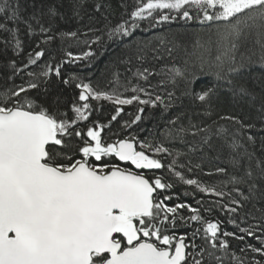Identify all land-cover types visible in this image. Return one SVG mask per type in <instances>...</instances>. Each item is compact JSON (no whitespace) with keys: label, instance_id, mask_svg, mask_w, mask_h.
Segmentation results:
<instances>
[{"label":"trees","instance_id":"obj_1","mask_svg":"<svg viewBox=\"0 0 264 264\" xmlns=\"http://www.w3.org/2000/svg\"><path fill=\"white\" fill-rule=\"evenodd\" d=\"M97 4L102 7L97 9ZM12 5L18 6L21 19L8 21L0 14V23H5L9 29H18L16 36L22 45L18 51L12 33L0 29V97L10 95L9 90L21 86L27 88L28 83L33 82L37 87L21 93V100L27 97L49 111L72 118V105L83 103L79 101L80 89L76 87L81 82L123 97L139 95L148 100L159 95L163 103L157 102L155 106L138 102L120 106L122 112L110 124L117 105L90 98L89 119L78 122L75 128L86 133L93 122H99L105 125L102 131L105 143L135 136L139 142L153 148L159 145L167 148L168 152L159 154L147 148L145 151L165 165L149 172L152 178L162 176L174 185L161 194V198L172 197L166 201L169 206L188 203L200 207L201 215L206 219L221 222L222 231L240 235L243 233L238 232L239 227H249L264 220V26L257 23L255 27L245 29L236 42L231 41L235 48L225 54L227 50L220 48L218 32L213 27L215 22L181 19L175 12L170 13L177 16L175 20L155 26L150 19L139 21V27L131 30L129 35L110 37V31L118 24L131 23L130 12L135 0H12ZM49 8H55L57 14L54 17L50 18ZM24 21L32 25L31 33ZM41 26L50 30L41 32ZM71 32L77 35H65ZM48 36L53 39L47 40ZM96 37L100 38L98 42ZM40 50L44 55L35 64H28L29 57L36 59L34 53ZM87 51L93 55L81 60L66 55L67 52L81 55ZM220 52L224 59L220 57L222 60L218 63L216 58L221 56ZM57 65L60 66L59 76L55 74ZM49 67L53 71L44 77L42 73ZM145 68L150 73L147 80L136 75ZM173 68H179L184 75L173 79L169 72ZM65 80L69 83L65 84ZM133 88H144L145 92H133ZM208 88L213 89L209 100L199 101L196 94ZM241 88L245 92L242 93ZM140 108H143L139 113L141 119L126 127L125 122L131 123ZM226 115L236 116L253 127L237 132L238 124L220 119ZM192 125L208 127L210 131L193 136ZM221 125L228 130L226 136L215 135ZM205 136L207 143L202 139ZM248 136L253 140L249 141ZM65 142L66 147L56 146V151L62 153L59 161L69 163L80 159L81 139L72 135L65 137ZM233 143L237 145L235 148ZM137 147L139 150V144ZM173 160L176 161L175 170L186 178L197 179L225 195L202 193L194 185L184 184L167 167ZM98 163L116 164L117 160L107 156L97 163L91 162L93 165ZM217 168L225 171L217 172ZM236 188L243 196L234 191ZM233 199L240 200V206L231 205ZM222 204L238 207L237 213H228ZM180 216L187 218L190 213L187 209L179 210L175 232L191 239L193 232L202 226L198 222L179 220ZM259 234L264 235V231ZM227 239L229 252L235 251L249 260L253 256L256 260L261 259L259 254L239 251L249 243L259 247V241L247 236L244 241ZM195 242L203 245L202 233Z\"/></svg>","mask_w":264,"mask_h":264},{"label":"snow or ice","instance_id":"obj_2","mask_svg":"<svg viewBox=\"0 0 264 264\" xmlns=\"http://www.w3.org/2000/svg\"><path fill=\"white\" fill-rule=\"evenodd\" d=\"M101 7V4L96 5L97 9ZM173 12L186 20L223 22L226 27L219 29L218 34L228 42L225 54L235 48L231 41L245 29H251L257 23L264 26V0H135L130 12L131 23L121 22L109 35L127 36L139 27V21L150 19L155 26L175 20L177 16L170 14ZM0 14L8 21L21 19L19 8L12 5V0H0ZM48 14L50 18L54 17L57 14L55 8H49ZM24 23L31 33L32 25L27 21ZM0 29L12 33L15 48L19 51L22 42L16 36L18 29H9L5 23H0ZM49 30L40 27L41 32ZM65 35L75 37L77 33ZM52 39V36L47 37L49 41ZM99 39L96 37V42ZM43 55V50L35 51L36 59L30 56L28 64H35ZM66 55L81 60L93 53L87 51L74 56L67 52ZM52 71L49 67L42 75L48 77ZM169 72L173 79L184 75L179 68ZM55 74L60 75L59 65L55 67ZM149 74V69L145 68L136 75L147 80ZM36 87V83L29 82L27 88L21 86L17 90H9L10 95L0 97V264H264V235L259 234L264 231V220L249 227H239L238 232L243 235L222 231L221 222L206 219L201 215L200 207L188 203L169 206L166 201L172 197L161 198V194L174 185L166 182L164 177L149 178L117 164L90 163V157L101 161L102 157L115 156L119 161L130 162L136 169L165 167L160 159L145 151L147 148L155 154L168 152L163 145L153 148L139 142L135 136L105 143L102 139L105 125L99 122H93L86 133L75 128L78 122L89 119L90 98L104 99L117 105L110 124L122 112L120 106L133 102L155 106L157 102L163 103L161 96L148 100L141 99L139 95L123 97L81 82L76 87L80 89L79 101L83 103L72 105L74 116L69 118L58 111H49L27 97L20 99L21 93ZM132 91L144 93L145 89L133 88ZM240 91L243 93L245 89ZM212 93L213 89L208 88L197 93L196 98L207 102ZM171 95L169 93V97ZM142 112L143 108H140L131 123L126 121L125 126L131 127L139 121V113ZM220 119L238 124L237 132L253 127L232 115ZM209 131L208 127L191 126L193 136ZM227 133V128L221 125L215 135L226 136ZM72 135L82 141L83 146L78 148L82 156L74 162L62 163L58 159L62 153L56 151V146L66 147L65 137ZM202 139L204 143L208 142L207 136ZM248 140L252 141L253 137L248 136ZM236 146L232 144L233 148ZM175 163L173 160L167 167L184 184L194 185L202 193L225 195L197 179L186 178L175 170ZM216 171L222 173L225 170L217 168ZM248 174L251 175L250 172ZM234 191L243 196L239 188ZM240 204V200L231 201V205ZM231 205L222 204L221 207L230 214L237 213L238 207ZM181 209H187L190 216H180L179 220L198 222L202 226L193 232L191 239L186 234L178 236L175 232ZM232 223L236 221L233 219ZM201 233L204 243L198 245L195 239ZM245 236L259 241L260 246L249 243L239 251L242 254L249 251L259 254L260 260L254 256L249 260L235 251L229 252L227 238L244 241Z\"/></svg>","mask_w":264,"mask_h":264},{"label":"rangeland","instance_id":"obj_3","mask_svg":"<svg viewBox=\"0 0 264 264\" xmlns=\"http://www.w3.org/2000/svg\"><path fill=\"white\" fill-rule=\"evenodd\" d=\"M214 27V29L218 32V30L219 29H223L224 27H226V25L223 23V22H215V25L213 26ZM240 37V36H239ZM239 37L238 38H235V39H233L232 40V42H234V40H235V42H236V40H238L239 39ZM218 38H219V42H221V44H219L220 45V48H222L223 50H227V47L226 46H228V42L227 41H225V40H223V39H221V35L220 34H218ZM219 55H221V52L219 53ZM225 55V54H224ZM218 57H219V59H218ZM222 59H224L223 57L224 56H217V58H216V61L218 62V63H221V58ZM109 165H113V164H109ZM122 168H124V167H122Z\"/></svg>","mask_w":264,"mask_h":264},{"label":"water","instance_id":"obj_4","mask_svg":"<svg viewBox=\"0 0 264 264\" xmlns=\"http://www.w3.org/2000/svg\"><path fill=\"white\" fill-rule=\"evenodd\" d=\"M111 157H114L116 160H117V163L121 166H129L130 169L132 171H135V172H149L153 169H136L133 165L130 164V162H122V161H119L118 158H116L115 156H111Z\"/></svg>","mask_w":264,"mask_h":264},{"label":"flooded vegetation","instance_id":"obj_5","mask_svg":"<svg viewBox=\"0 0 264 264\" xmlns=\"http://www.w3.org/2000/svg\"><path fill=\"white\" fill-rule=\"evenodd\" d=\"M89 161L92 162V159L91 157L89 158ZM111 164V163H110ZM117 164V163H116ZM151 172V171H150ZM143 174L146 176V177H149V178H152L153 176L149 174V172H143Z\"/></svg>","mask_w":264,"mask_h":264}]
</instances>
